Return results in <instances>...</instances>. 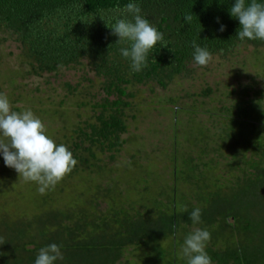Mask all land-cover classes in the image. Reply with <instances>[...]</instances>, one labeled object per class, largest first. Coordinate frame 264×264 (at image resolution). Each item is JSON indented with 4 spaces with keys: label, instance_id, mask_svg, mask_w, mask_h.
Segmentation results:
<instances>
[{
    "label": "trees",
    "instance_id": "obj_1",
    "mask_svg": "<svg viewBox=\"0 0 264 264\" xmlns=\"http://www.w3.org/2000/svg\"><path fill=\"white\" fill-rule=\"evenodd\" d=\"M234 2L0 0V41L19 43L26 73L55 72L86 60L104 93L98 100L94 94L80 100L93 112L88 118L70 121L54 135L46 129L77 161L46 194L34 182L20 188L18 173L0 154V264H34L39 249L51 243L63 255L56 264H187L182 244L197 227L211 234L205 250L214 264H264V85L253 96H238L218 108L216 129L201 130L185 156L183 147L173 145L163 170L152 160L142 162L140 153L122 164L123 176L111 163L127 141L133 85L166 87L187 73L194 62L193 41L211 54L241 43L264 46L261 40H239V20L229 12ZM128 3L137 4L164 37L139 72L120 53L129 45L117 43L110 28L117 19H131L123 12ZM17 185L18 199L13 195L9 203ZM197 207L202 215L194 224L189 213Z\"/></svg>",
    "mask_w": 264,
    "mask_h": 264
},
{
    "label": "rangeland",
    "instance_id": "obj_2",
    "mask_svg": "<svg viewBox=\"0 0 264 264\" xmlns=\"http://www.w3.org/2000/svg\"><path fill=\"white\" fill-rule=\"evenodd\" d=\"M19 54L20 46L14 39L0 41V93L7 95L12 109L17 105L23 107L21 112L30 109L36 117L43 116L42 122L51 135L70 127V121L75 125L93 113L89 106L79 105L84 96L91 99L94 94L95 100L104 96L95 71L86 60L73 67L35 75L25 72L26 66L20 61ZM211 55L212 60L206 67L194 66V62H190L188 72L177 76L166 87L154 82L131 87L135 95L131 98L133 109L128 111V130L124 133L127 141L111 161L112 165L120 167L121 176L126 171L122 170V164L135 153L141 154L142 162L150 163L152 160L151 163L163 170L169 165L167 157L173 145L183 147L181 157L185 156L201 130L209 133L216 129L219 117L214 115L218 108L238 96L251 97L263 87V45L241 43L230 51ZM209 87L208 93L203 92ZM172 100L178 105L177 113L173 110ZM209 110L213 111L212 115ZM54 128L58 129L53 131ZM260 136L264 138L263 133ZM210 168L211 175L213 167ZM226 169L221 168L225 172ZM19 181L22 183L20 188H29L28 182L20 177ZM73 182L77 183L79 179L73 178ZM17 186L10 193L9 203L13 201V195L18 199Z\"/></svg>",
    "mask_w": 264,
    "mask_h": 264
},
{
    "label": "clouds",
    "instance_id": "obj_3",
    "mask_svg": "<svg viewBox=\"0 0 264 264\" xmlns=\"http://www.w3.org/2000/svg\"><path fill=\"white\" fill-rule=\"evenodd\" d=\"M123 12L130 14L131 19H117L108 27L112 30L111 34L118 37L117 43L129 45L122 47L120 53L130 59L132 70L139 72L147 67L150 50L163 41L164 37L140 15L141 9L137 4L128 3ZM229 12L239 20V40L247 38L264 41V3L257 0H251L250 3H246V0H235ZM184 19L190 22L192 17L186 15ZM224 29L225 26L221 25L219 30ZM192 46L194 66L206 67L212 60L211 53L195 41ZM0 154L5 166L14 169L23 181L34 182L41 195L54 188L77 164L66 145H58L46 134V126L40 118L30 109L14 111L7 95L3 93H0ZM184 211H188L187 208ZM201 215L202 211L197 207L189 213V218L197 224ZM210 239V232L198 227L185 237L181 255L187 259V264H212L205 250L206 242ZM62 259L60 246L51 243L39 249L34 264H56L57 260Z\"/></svg>",
    "mask_w": 264,
    "mask_h": 264
}]
</instances>
